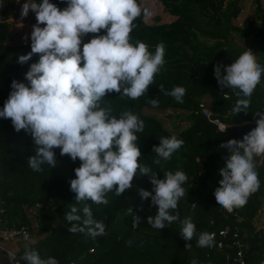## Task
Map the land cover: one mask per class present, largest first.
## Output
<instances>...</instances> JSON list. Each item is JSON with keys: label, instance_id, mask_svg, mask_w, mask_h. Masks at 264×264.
Segmentation results:
<instances>
[{"label": "trees", "instance_id": "obj_1", "mask_svg": "<svg viewBox=\"0 0 264 264\" xmlns=\"http://www.w3.org/2000/svg\"><path fill=\"white\" fill-rule=\"evenodd\" d=\"M153 1L158 5V14L150 21L144 15L137 17L130 37L132 42H144L149 51L163 43L165 64L145 95L133 101L114 92L105 97L102 106L109 105L114 115L127 108L144 121V132L138 134L141 152L138 161L157 171L158 178H162L165 171L182 170L186 173L188 179L183 187L187 195L178 202L177 211L181 220L186 217L192 220L197 233L229 226L234 213L245 217L242 231L249 244L248 264H257L264 258V231H256L254 225L264 199V164L258 173L260 188L249 197L244 207L227 213L215 206L213 192L218 187L221 179L218 173L227 157L219 145L233 139L231 126L250 122L258 112H264V76L250 98L248 114L235 116L231 109L237 97L231 90L219 89L213 66L217 63L230 65L240 54L226 45L227 33H240L264 44V0ZM52 2L60 8L65 7L60 0ZM0 3L3 4L0 6L2 107L10 92L11 81H24L29 65L38 57L33 55L23 65L17 62L20 55L30 51V40L11 43L9 20L17 9L18 0H0ZM138 3L142 9L148 8L147 0H138ZM204 16L208 17L206 23ZM209 25H213L212 29H208ZM200 33L218 42L209 46L199 41ZM92 35L95 34L86 36L84 42ZM160 85L165 90L183 86L186 89L183 103H177L173 97L160 92ZM153 98L159 100L156 108L149 103ZM200 105L211 109L216 118L230 127L221 133L205 117ZM172 135L184 141L182 147L168 161L154 165L153 146H158L160 137ZM33 148L29 134L23 130L16 132L10 119L0 118V200L7 210L9 225L17 226L30 224L28 209L42 204L36 239L27 247L38 250L42 258L55 257L59 264H191L193 259L198 264H222L221 254L197 247L195 237L192 246L185 247L186 242L179 234V222L161 230L147 224L146 218L155 214V208H151L150 198L141 200L138 190H151L148 176L134 177L131 189L121 196L107 193L106 205L88 202L94 218L106 225L103 236L91 239L68 231L71 225L64 220V214L75 203L69 181L75 178L73 170L80 162H73L67 155L60 156L59 149H56V166L50 169L45 165L43 172H33L27 166ZM134 215L142 219L135 228L132 227Z\"/></svg>", "mask_w": 264, "mask_h": 264}, {"label": "clouds", "instance_id": "obj_2", "mask_svg": "<svg viewBox=\"0 0 264 264\" xmlns=\"http://www.w3.org/2000/svg\"><path fill=\"white\" fill-rule=\"evenodd\" d=\"M60 3L65 7H58L52 0H24L20 6V16L27 17L31 11L36 23L29 36L30 51L20 55L17 62L23 65L33 55L38 59L29 65L24 81H11L0 118L10 119L16 132L23 130L31 136L34 148L27 166L37 173L43 172L45 165L55 167L56 149L60 156L67 155L73 162L79 160L73 170L75 178L69 181L75 203L64 214L72 233L91 239L103 236L106 225L94 218L88 202L106 205L107 193L121 196L131 189L134 177L148 176L151 190H138L141 200L150 198V206L155 208V214L147 216V224L161 230L179 222L185 247H191L195 237L197 247L212 248L214 234L197 233L192 220H181L177 211L178 202L187 195L183 187L188 179L186 173L165 171L158 178L157 171L138 161V134L144 132V121L127 108L114 115L109 105L102 106L105 97L114 92L133 101L145 95L165 64L163 43L149 51L144 42H132L130 37L135 28L133 21L148 15V10L142 9L138 0ZM89 34L95 35L84 42ZM213 75L221 91L231 90L237 97L232 113L247 115L250 98L264 75V65L256 61L253 52L243 51L230 65L217 63ZM159 91L183 103L186 89L174 86L165 90L160 85ZM149 103L153 108L159 106L157 98L149 99ZM256 117L255 127L241 140L219 145L227 157L213 196L215 206L227 213L244 207L260 188L255 159L264 157V112H258ZM225 130L221 125L220 132ZM183 143L175 135L160 137L158 146L152 148L156 154L152 163L168 161ZM141 220L134 215L132 227ZM25 239L29 237L25 235ZM21 259L25 264H59L55 257L42 258L35 248H26ZM191 264L198 261L193 259Z\"/></svg>", "mask_w": 264, "mask_h": 264}, {"label": "built area", "instance_id": "obj_3", "mask_svg": "<svg viewBox=\"0 0 264 264\" xmlns=\"http://www.w3.org/2000/svg\"><path fill=\"white\" fill-rule=\"evenodd\" d=\"M202 113L205 117L219 129L221 125L227 128L230 126L223 123L220 119L216 118L213 111L204 105H200ZM258 119L256 116L250 123ZM264 164V157L255 159V170L259 173ZM194 204L193 206H195ZM263 206V204H262ZM262 206L259 213L262 210ZM42 204L38 203L28 209L32 219L28 225H9L7 210L0 200V252L4 255L5 264H25L21 259L22 251L28 247L33 240L36 239V229L40 224L39 212L42 209ZM263 211V210H262ZM245 222V217L240 213H234L233 222L218 231H211L214 234V241L212 248H206L208 252H218L221 254L222 264H248L249 259V244L245 240L242 231V225ZM25 235L29 239H25ZM12 243L13 246H7ZM17 245V246H16ZM0 264H2L0 262ZM4 264V263H3ZM70 264H75L71 262ZM257 264H264V258Z\"/></svg>", "mask_w": 264, "mask_h": 264}, {"label": "rangeland", "instance_id": "obj_4", "mask_svg": "<svg viewBox=\"0 0 264 264\" xmlns=\"http://www.w3.org/2000/svg\"><path fill=\"white\" fill-rule=\"evenodd\" d=\"M148 2V15H144V18L147 21H150L154 18L156 14L159 12V8L155 1L147 0ZM24 3V0H20L18 3L17 9L14 15L10 18L9 22L12 25V42L11 43H21L26 40H30V32L32 30V25L36 23L34 14L30 11L27 17L22 18L20 16V6ZM208 17L204 16L203 20L206 23ZM210 26V25H209ZM211 25L208 29H212ZM199 41L206 43L209 46L215 45L218 41L213 40L211 37L205 36L203 34L198 35ZM85 41V38H84ZM225 43L227 46L238 50L242 53L245 50L250 49L253 52V56L255 57L256 61L262 65H264V44L254 41L250 36H246L240 33L231 32L227 33V37L225 39ZM264 76V75H263ZM258 118V117H257ZM255 123V122H252ZM250 122H244L240 124H235L234 126H247L252 124ZM264 213V210L262 211ZM262 214V213H261ZM29 220L32 219L31 214L28 213ZM263 219V216H261ZM261 220L260 226L263 228L261 229L264 231V221Z\"/></svg>", "mask_w": 264, "mask_h": 264}, {"label": "water", "instance_id": "obj_5", "mask_svg": "<svg viewBox=\"0 0 264 264\" xmlns=\"http://www.w3.org/2000/svg\"><path fill=\"white\" fill-rule=\"evenodd\" d=\"M255 127V123H252L247 126H231V129L233 130L234 137L232 141H239L242 139V137L249 132L251 129Z\"/></svg>", "mask_w": 264, "mask_h": 264}, {"label": "crops", "instance_id": "obj_6", "mask_svg": "<svg viewBox=\"0 0 264 264\" xmlns=\"http://www.w3.org/2000/svg\"><path fill=\"white\" fill-rule=\"evenodd\" d=\"M262 204H263V206H262V210H264V199H263V202H262ZM262 210H261V212L259 213L258 212V214L256 215V217H255V221H254V225H255V230L256 231H258V230H260V228L262 229L263 227L262 226H260V223H261V220L260 219H262L261 218V216H263V221H264V213L262 212ZM262 213V214H261ZM7 246H13V244L12 243H9V244H7ZM17 246V245H16ZM5 257H4V255L0 252V262L3 264H5V259H4Z\"/></svg>", "mask_w": 264, "mask_h": 264}]
</instances>
